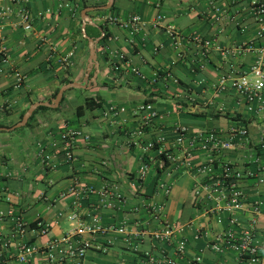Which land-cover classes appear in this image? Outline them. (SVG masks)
Listing matches in <instances>:
<instances>
[{
	"label": "crops",
	"instance_id": "obj_1",
	"mask_svg": "<svg viewBox=\"0 0 264 264\" xmlns=\"http://www.w3.org/2000/svg\"><path fill=\"white\" fill-rule=\"evenodd\" d=\"M108 1L0 0L2 127L18 123L34 103L54 104V94L65 85L66 77L84 85L67 90L58 105H44L51 109L40 110L31 123L14 130L0 129V210L13 209L29 222L43 220L51 224L47 235L25 233L8 247L0 244V264H50L42 253L27 263L21 262L17 244L32 242L41 246L52 237L63 236L81 221L98 218L107 225L125 221L131 226L145 222L149 219L145 211L131 212L143 197L167 199L170 220L183 229L180 236L187 237L190 242L180 264H237L234 253L219 254L208 247L212 232L221 227L196 203L193 195L195 183L202 178L197 168L205 159L204 153H196L192 166L175 168L172 192L164 198L158 188V170L154 162L147 176L138 181L142 162L146 157H157L159 150L145 154L131 141L129 131L138 124L139 104L152 101L160 113L153 133L162 132L167 139L159 147L181 157L183 148L175 145L179 125L198 133L227 130L235 123L244 122L250 143L226 152L224 157L245 173L260 170V164H264L260 151V142L264 139V112L250 113L230 85L225 89L219 86L220 78L231 70L249 69L257 53L244 48L223 59L215 48L205 60V68L200 69L197 67L199 45L193 40V35L211 38L225 49L255 42L260 25L251 14V4L249 0H115L113 10L101 12L119 21L106 22L109 52L99 47V43L97 45L99 72L95 83V67L91 71L88 69L89 41H83L78 29L81 27L83 32L87 13L92 22L89 21L87 27L91 26L92 34L101 32L100 12L94 7L106 5ZM85 4L96 6L85 7ZM159 13L165 15L163 25L154 27ZM135 15L143 22L138 31L129 23ZM28 25L30 28H26ZM168 25L179 32L180 45L169 35ZM69 52H73V66L65 70L59 56ZM118 52L124 53L129 63L146 78L131 72L113 71V54ZM157 71L163 74L170 71L178 83L153 81ZM18 76L23 77V82L15 87ZM89 96L101 97L103 107L78 116L76 107ZM119 107H125L126 112L114 114L111 111ZM70 130L81 132L74 149L76 159L72 162L67 161L61 142V135ZM40 144L45 146L44 153L51 155L58 164L56 169L44 167ZM76 181L92 185L99 192L80 199L73 194L60 197ZM114 184H118L129 199L126 206H109V200L115 199L109 195ZM243 189L249 199L262 202L257 244L261 264H264V183H258L255 176H247ZM72 210L78 212L76 221L67 217L56 221L59 211L69 213ZM11 227L9 220L0 222L5 238H10ZM197 228L205 231L204 237L193 238ZM149 247L146 241L142 248ZM196 256H201L203 262L197 263ZM82 264H140V259L139 253L117 243L107 253L90 250Z\"/></svg>",
	"mask_w": 264,
	"mask_h": 264
},
{
	"label": "built area",
	"instance_id": "obj_2",
	"mask_svg": "<svg viewBox=\"0 0 264 264\" xmlns=\"http://www.w3.org/2000/svg\"><path fill=\"white\" fill-rule=\"evenodd\" d=\"M249 2L251 14L260 25L255 42H251L249 45L242 43L234 49H225L217 45L211 38L193 35V40L199 45L197 67L200 69L205 68V60L215 48L220 51L223 59L229 58L244 48L257 53V57L249 69L231 70L228 75L220 78L219 86L221 89H225L230 85L239 98L245 102L250 113L260 114L264 112V0H249ZM164 19L165 15L159 13L154 21V27L163 25ZM98 21L106 27V22L117 23L119 19L112 15L99 13ZM129 23L133 25L134 31L140 30L143 26L142 19L138 15L132 16ZM26 28H30V25ZM167 31L175 39L176 44L180 45V34L175 27L168 25ZM105 34L103 31L102 36ZM257 42L260 44L257 45ZM106 49L109 52V43H107ZM113 58V71L131 72L143 79L146 78L138 68L129 63L124 53H115ZM6 60L7 57L4 58V61ZM59 62L65 70L71 68L73 52L59 56ZM152 80H173L174 83H178V79L170 71H166L164 74L159 71L154 72ZM22 82L23 77L18 76L15 87L20 86ZM111 111L114 114H120L125 113L126 108H111ZM136 115L138 124L129 131L131 141L145 154L159 150L157 157H146L142 162L138 181H142L147 176L154 162L158 170V188L164 198H167L174 186L175 168L178 165L192 166L196 153H204L205 159L197 168L202 173V178L195 183L193 195L196 203L201 205L221 227L212 232L208 247L219 254L234 253L237 257V264H261L257 239L259 234L258 217L263 213L262 202L248 198L243 189V181L247 176H255L258 183H264V164H260V170L257 171L263 173L261 176L255 171L245 173L235 163L224 157L226 152L250 143L247 125L244 122H239L227 130L218 129L198 133H192L186 126L179 125L176 127L177 136L175 139V145L183 148L182 156L179 157L174 151L163 150L159 147L167 139L162 132L153 133V128L160 116L154 102L143 101L140 103ZM80 134V131L70 130L61 135V142L64 145L68 162L76 159L74 149ZM260 143V151L264 156V139ZM40 148L44 167L47 170L56 169L58 164L53 161L51 155L44 153L45 146L40 144ZM105 190L103 189V192ZM97 191V188L92 185H81L76 181L68 190L62 192L60 197L73 194L80 199ZM109 195L115 198L109 200V206L118 204L126 206L129 201L118 184L111 186ZM114 201L118 202L114 203ZM166 201L167 199L143 197L140 204L133 207L131 212L145 211L149 219L145 222H136L132 226L125 221L107 225L100 219L94 218L90 222H79L74 229L63 236L52 237L41 246L32 242H20L17 244L18 259L27 263L36 254L42 253L50 264L66 262L82 264L90 250L107 253L112 246L121 243L126 248L139 253L140 264H180L181 259L186 256L190 242L187 237L180 236L183 229L170 220L166 211ZM63 217H67L70 221H76L79 215L75 210L69 213L59 211L56 221L58 222ZM6 220L11 221L12 225L9 233L10 238H5L0 230V244L7 247L25 233H32L35 236L47 235L51 228V224L43 220L29 222L13 209L0 210V222ZM204 234L203 229L197 228L193 238L200 239L204 237ZM146 241H149L150 247L143 249ZM195 261L202 263L203 259L201 256H196Z\"/></svg>",
	"mask_w": 264,
	"mask_h": 264
},
{
	"label": "water",
	"instance_id": "obj_3",
	"mask_svg": "<svg viewBox=\"0 0 264 264\" xmlns=\"http://www.w3.org/2000/svg\"><path fill=\"white\" fill-rule=\"evenodd\" d=\"M182 1L188 2L189 0H182ZM114 3H115V0H109L106 5L94 7V9L95 10H108L114 5ZM84 17H85V22H84V25H83V34L89 41V44H88V46H89V67H88V69H89V71H91L93 69V67H95L96 73L94 74V82L97 83L96 77H97V72H99V62L97 60V45H98V43H99L101 38L100 37L99 38H90L88 36L86 28H87L88 22L89 21L91 22V20L88 18L87 13H85ZM82 86H84V85L81 84V83H77V82H72V83L65 84L64 86H62L59 89L56 97L53 99L54 104L47 103V102L34 103L25 112V114L23 115L22 119L18 123H16L12 127H2V126H0V129L14 130L16 128H20V127L25 126L28 123V121L30 120V118L32 117V115L34 114V112L40 106H44V105L56 106L63 99L64 93L67 90H69V89H71L73 87H82Z\"/></svg>",
	"mask_w": 264,
	"mask_h": 264
},
{
	"label": "trees",
	"instance_id": "obj_4",
	"mask_svg": "<svg viewBox=\"0 0 264 264\" xmlns=\"http://www.w3.org/2000/svg\"><path fill=\"white\" fill-rule=\"evenodd\" d=\"M181 1V0H180ZM89 6H96L95 5H89V4H85V7H89ZM115 7V5H113L108 11H111L113 10ZM99 12H105L104 10H99ZM102 31H105V35L102 36V31H97L96 33L92 34L91 32V26L89 25L87 27V34L89 36H93L94 38H98V37H101L100 39V42H99V47L102 46L103 48H106V45H107V41H108V38H109V32H108V29L107 27H104L102 26ZM78 33L81 35L82 39L84 42H88V39L86 37L83 36V32H82V29L81 27L78 29ZM74 80L73 78H70V77H66L64 79V84H68V83H72ZM59 89H57V91L55 92L54 96L57 95ZM65 98V97H64ZM63 98V100H64ZM103 99L99 96H89L85 99L84 103L83 104H80L76 107V114L78 116H83L87 111H93V110H99L103 107ZM51 108L47 107V106H40L35 112L34 114L32 115V117L30 118V120L28 121L27 124L31 123V121L35 118L36 114L40 111V110H49ZM24 114V113H23ZM23 116V115H22ZM0 126H4L3 124H0Z\"/></svg>",
	"mask_w": 264,
	"mask_h": 264
},
{
	"label": "rangeland",
	"instance_id": "obj_5",
	"mask_svg": "<svg viewBox=\"0 0 264 264\" xmlns=\"http://www.w3.org/2000/svg\"><path fill=\"white\" fill-rule=\"evenodd\" d=\"M87 55H89V49H88V47H87Z\"/></svg>",
	"mask_w": 264,
	"mask_h": 264
}]
</instances>
